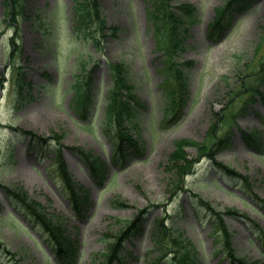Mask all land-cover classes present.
Here are the masks:
<instances>
[{"label":"rangeland","instance_id":"374dc122","mask_svg":"<svg viewBox=\"0 0 264 264\" xmlns=\"http://www.w3.org/2000/svg\"><path fill=\"white\" fill-rule=\"evenodd\" d=\"M225 1H173L193 7L195 21L185 24L187 35L180 54L193 64L186 69L188 100L182 115L167 122L159 70L161 51L145 0H101L107 24L121 30L116 39L104 42L101 53L90 40L71 32L72 0H26L30 10L27 18L19 20L14 55L11 37L15 29L11 21H5L0 0V264H59L40 227L19 214L3 194L2 186L13 185H21L47 211L67 217V229L77 245L72 264H103L123 229V220L136 216L142 208L148 209L141 222L143 229L121 242L122 261L115 259L112 264H163L173 255L169 250L176 248V242L193 248L195 264H240L228 262L219 241L220 228L213 226L212 214L199 199L215 210L231 207L246 215H225L224 226L232 232L237 256L264 264V208L259 203H264V100L257 98L246 113H237L233 122L223 118L235 113L244 98H234L229 108L224 107L227 88L238 84L240 74L264 64V0H246L241 11L233 4L232 14L223 21L222 35L208 37L206 30L215 8ZM36 13H42V21ZM115 61L130 65L129 80L144 107L138 115L141 153L121 165L111 161L113 130L102 126L110 85L106 65ZM83 62L90 70L98 106L81 118L79 107L74 106L72 85ZM23 77L30 87L27 96L18 100L15 88ZM214 121L221 128L218 135L228 131L231 137V144L217 153L215 160L246 174L252 189L228 178L205 157L185 176L184 183L171 191L176 176L164 164L173 142L179 138L201 141ZM16 128L63 138L60 144L52 139L50 144L29 151L28 136L17 133ZM248 131L255 133L261 145L245 142L243 136ZM55 147H61L72 178L89 190L80 215L70 209L57 177ZM75 147L102 162V181L86 169L81 155L71 149ZM186 150L195 156L194 148ZM155 219L162 223L163 236L157 233ZM5 249L15 254L14 259L9 261L11 255Z\"/></svg>","mask_w":264,"mask_h":264},{"label":"trees","instance_id":"16d2710c","mask_svg":"<svg viewBox=\"0 0 264 264\" xmlns=\"http://www.w3.org/2000/svg\"><path fill=\"white\" fill-rule=\"evenodd\" d=\"M171 1L172 0H149V15L153 19L157 35L161 34L163 30L167 33L165 42L161 43L162 37H158V44L162 51V66L160 71L164 74L162 87L166 96V110L168 114H171V118H173L178 117L186 105L187 79L183 67L189 66L190 62L175 60L176 54L178 55L179 51L182 49V21L172 8ZM3 2L7 10L6 13L13 18L12 20H16L21 14L24 17L27 16V10L24 5L25 0H3ZM227 5H229V2ZM179 7L190 14L191 8L189 6L181 5ZM73 11L74 33L89 37L93 41L95 47L99 44L100 40L105 38V35L108 34L114 37L118 35L119 28L117 26L106 25L101 14L100 0H74ZM224 14L225 10H222L218 18L211 24L210 32L221 24ZM93 29H95L94 33H92ZM98 49H100V47ZM84 69H86V67L83 62L81 64L79 76L81 81L77 80L75 83V93L77 97L76 105L82 108L92 105L96 98L92 92L89 71L85 73ZM108 70L111 78V86L108 88L105 99L104 124L108 129H113L112 160L114 163L122 164L130 155L134 154L139 149L138 141L134 138L133 134H139L138 115L142 104L133 93L134 86L128 78L129 65L123 61H117L109 63ZM25 83L27 82L23 80L20 84L21 94L23 93ZM246 95H248L246 99L249 102L255 101V96L264 95V65L258 70H253L252 72L250 71L242 75L239 83L235 87L229 88L228 101L230 102L232 97H246ZM82 110L84 111V109ZM241 110H243V108H241ZM213 115L215 116V113ZM218 131L219 124L217 127L214 121L205 134V140L196 141L180 138L174 141V149L167 155L164 168L175 174L178 180L176 186L182 181L183 175L192 169V164L198 157L207 156L232 178L238 179L239 181L241 180L244 186L248 188L251 187L247 175H243L214 161L216 153L228 147L231 142V138L227 132L218 135ZM24 132L31 134L29 131ZM56 137L59 139L61 136ZM30 138L34 143L32 148L36 145H46L50 140L49 137H41L35 134H31ZM245 139L251 141L252 145L257 142L253 132L245 133ZM187 147L195 148L197 157L194 159L189 157L186 151ZM55 154L58 163V174L65 186L66 195L73 209L76 212H80V208L87 201L88 191L83 186L73 181L71 175L66 171L65 163L61 160V154L58 151L55 152ZM84 157L85 161L83 158L82 161L86 163L90 170L94 171L93 175L100 178L99 170L102 169L101 163L91 158L90 154H85ZM3 192L15 209L23 213V215L29 216L32 221L40 225L47 235L48 240H50L53 254L60 264H67V262L74 258L76 254L75 243L67 233L65 228L66 220L62 214L47 212L46 208L37 201L31 199L21 186L15 185L12 188L3 187ZM205 205L208 210L216 214L214 217V224L220 225L223 232L219 237L222 242V248L224 247L225 255L229 258V261L231 263L233 261H238L240 264H257L256 262L248 263L244 258L236 256L229 239L231 234L222 223L223 214L215 212L210 206L207 204ZM145 211V209L141 210L139 217ZM225 213L238 215V212L233 208H226ZM139 217L132 220L124 219L127 229L121 234L123 237L128 235L127 233L137 225ZM176 243V249L169 250L173 254L171 255V261H167L164 264H194L195 260L190 247L182 243L180 244V242ZM111 254H115V257L119 258L116 245H113L111 251H109L107 264H111L112 262Z\"/></svg>","mask_w":264,"mask_h":264}]
</instances>
